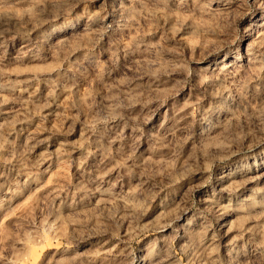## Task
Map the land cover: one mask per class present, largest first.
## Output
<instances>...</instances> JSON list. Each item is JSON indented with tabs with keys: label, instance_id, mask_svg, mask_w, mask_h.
I'll use <instances>...</instances> for the list:
<instances>
[{
	"label": "rangeland",
	"instance_id": "1",
	"mask_svg": "<svg viewBox=\"0 0 264 264\" xmlns=\"http://www.w3.org/2000/svg\"><path fill=\"white\" fill-rule=\"evenodd\" d=\"M0 264H264V0H0Z\"/></svg>",
	"mask_w": 264,
	"mask_h": 264
},
{
	"label": "bare ground",
	"instance_id": "2",
	"mask_svg": "<svg viewBox=\"0 0 264 264\" xmlns=\"http://www.w3.org/2000/svg\"><path fill=\"white\" fill-rule=\"evenodd\" d=\"M229 65H231V63Z\"/></svg>",
	"mask_w": 264,
	"mask_h": 264
}]
</instances>
